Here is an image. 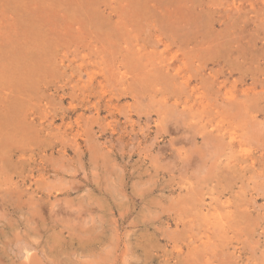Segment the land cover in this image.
I'll return each instance as SVG.
<instances>
[{
    "label": "rangeland",
    "instance_id": "rangeland-1",
    "mask_svg": "<svg viewBox=\"0 0 264 264\" xmlns=\"http://www.w3.org/2000/svg\"><path fill=\"white\" fill-rule=\"evenodd\" d=\"M139 1L0 0V264H264V0Z\"/></svg>",
    "mask_w": 264,
    "mask_h": 264
},
{
    "label": "bare ground",
    "instance_id": "bare-ground-1",
    "mask_svg": "<svg viewBox=\"0 0 264 264\" xmlns=\"http://www.w3.org/2000/svg\"><path fill=\"white\" fill-rule=\"evenodd\" d=\"M138 1H139V0H138ZM131 2H132V1H131ZM136 2H137V1H136ZM136 2H135V3H136ZM142 2H143V0H142ZM142 2H141V3H142ZM138 3H140V1H139ZM136 4H137V3H136ZM140 5H141V4H140ZM135 6H138V5H135ZM138 8H139V7H137V9H138ZM135 9H136V8H135ZM140 9H141V8H139V10H140ZM139 10H137V12H138ZM139 12H141V10H140ZM36 55H37V54H36ZM27 56H28V55H27ZM32 56H34V54H33ZM42 57H43V56H42ZM28 58H29V57H28ZM36 58H37V57H36ZM14 60H15V59H14ZM44 60H45V59H44ZM24 61H25V60H24ZM17 62H18V61H17ZM26 62H27V61H26ZM37 62H38V61H37ZM14 63H15V62H14ZM19 63H20V62H19ZM19 63H18V64H19ZM21 64H22V63H21ZM32 64H33V63H32ZM11 65H13V64H11ZM14 65H15V64H14ZM16 65H17V64H16ZM34 65H35V64H34ZM36 65H37V63H36ZM13 67H14V66H13ZM15 68H16V67H15ZM26 68H27V67H26ZM30 68H32V67H30ZM37 68H38V67H37ZM32 69H33V68H32ZM38 69H39V68H38ZM16 70H17V69H16ZM20 70H21V69H20ZM29 70H30V69H29ZM39 71H41V68H40ZM39 71H38V72H39ZM16 72H17V71H16ZM16 72H15V73H16ZM26 72L28 73L29 71H26ZM35 72H36V71H35ZM13 73H14V72H13ZM15 73H14V76H15ZM19 73H20V72H18V74H19ZM30 73H31V71H30ZM30 73H29V74H30ZM10 74H11V73H10ZM16 74H17V73H16ZM18 74H17V75H18ZM24 74H25V73H24ZM32 74H33V73H32ZM32 74H30L29 76H31ZM25 75H26V74H25ZM18 76L21 77L20 74H19ZM25 77H26V76H25ZM26 78H27V77H26ZM18 79H19V77H18ZM22 79H23V78H22ZM16 82H17V81H16ZM16 84H17V83H16ZM16 84H15V85H16ZM10 87H11V86H10ZM16 87H17V86H16ZM18 87H19V86H18ZM18 87H17V88H18ZM6 88H7V87H6ZM19 89H20V88H19ZM23 90H24V89H23ZM8 113L10 114V112H8ZM12 113H13V111H12ZM12 113H11V117H12ZM6 115L8 116V114H6ZM11 117H10V118H11ZM7 119H8V118H7ZM5 121H6V120H5ZM25 129H26V128H25ZM259 132H260V131H259ZM207 138H208V137H207ZM202 180H203V179H202ZM193 194H194V193H193ZM191 196H192V195H191ZM185 200H186V199H185ZM187 200H188V199H187ZM191 201H192V199H191ZM182 206H183V205H182ZM190 208H191V207H190ZM195 208H196V207H195ZM187 211H188V210H187ZM218 240H219V239H218ZM223 241H224V240H223ZM177 255H178V254H177ZM228 264H229V263H228Z\"/></svg>",
    "mask_w": 264,
    "mask_h": 264
}]
</instances>
